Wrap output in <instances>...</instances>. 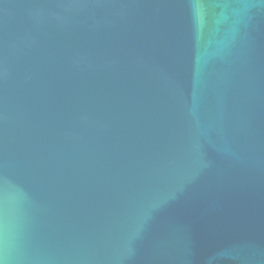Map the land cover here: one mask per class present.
<instances>
[{"label": "water", "instance_id": "water-1", "mask_svg": "<svg viewBox=\"0 0 264 264\" xmlns=\"http://www.w3.org/2000/svg\"><path fill=\"white\" fill-rule=\"evenodd\" d=\"M0 264H264V0H0Z\"/></svg>", "mask_w": 264, "mask_h": 264}]
</instances>
